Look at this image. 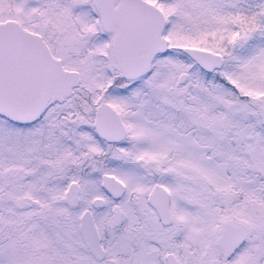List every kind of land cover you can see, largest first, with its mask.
Listing matches in <instances>:
<instances>
[{
	"label": "snow or ice",
	"instance_id": "obj_1",
	"mask_svg": "<svg viewBox=\"0 0 264 264\" xmlns=\"http://www.w3.org/2000/svg\"><path fill=\"white\" fill-rule=\"evenodd\" d=\"M0 264H264V0H0Z\"/></svg>",
	"mask_w": 264,
	"mask_h": 264
}]
</instances>
